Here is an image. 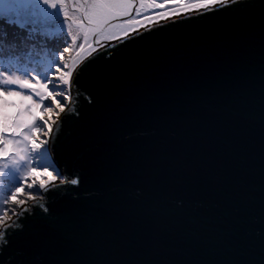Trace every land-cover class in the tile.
I'll list each match as a JSON object with an SVG mask.
<instances>
[{"label":"snow or ice","instance_id":"6c2138e0","mask_svg":"<svg viewBox=\"0 0 264 264\" xmlns=\"http://www.w3.org/2000/svg\"><path fill=\"white\" fill-rule=\"evenodd\" d=\"M38 3L40 8L30 9L37 13L36 27L14 47L33 40L35 48L36 36L64 31V26L71 40L54 62L49 61L44 75L22 69L18 57L0 63V264H32L34 251L63 245L85 251L144 248L159 253L178 242L196 249L211 245L217 256L230 254L216 264H264V0L258 18V73L246 47L257 23L249 15L253 0ZM140 9L165 10L141 18ZM167 9L189 19L209 11L235 13L249 30L242 27L227 39L191 45L165 61L122 50L137 36L151 40L140 29L151 34L149 25L167 20ZM46 46L40 45L42 50ZM71 54L78 59H68ZM101 56L98 78L83 87L80 75ZM86 57L91 59L83 63ZM114 99L155 101L164 114V128L174 130L175 143L162 140L156 154L139 157L97 145L115 122ZM74 120H85L76 143L93 145L91 158L79 169L109 175L152 172L173 185L161 199L199 182L211 196L207 213L198 224L184 227L175 213L161 216L153 210L157 200L151 193L138 202L110 196L71 213L54 208V196L78 188L83 179L79 169L73 173L57 162L61 134ZM257 191L261 227L259 239L252 240L238 226L245 203ZM97 209L106 214H97Z\"/></svg>","mask_w":264,"mask_h":264},{"label":"water","instance_id":"95a60500","mask_svg":"<svg viewBox=\"0 0 264 264\" xmlns=\"http://www.w3.org/2000/svg\"><path fill=\"white\" fill-rule=\"evenodd\" d=\"M253 2L255 6L249 15L257 23L250 30L252 38L246 47L250 48L251 59L258 73L260 52L258 18L261 9L260 0ZM149 26L151 34L146 28H141L140 31L145 37L151 35V40L141 41L137 36L135 42L127 41V49L121 46L122 50L142 52L147 59L165 61L178 56L191 45L211 44L227 39L242 27L245 31L249 30L237 14L225 15L223 12L213 14L211 11L203 17L196 14L192 19L187 15H169L167 20H160L155 22V26L151 24ZM119 58L118 52L116 59ZM90 59L86 57L83 63H87ZM102 61L101 56L80 75L83 87L87 88L96 81L97 69ZM111 111L115 116V122L105 138H98L95 141L97 145H106L109 150L121 156L139 157L156 154L160 150L162 140H166L168 144L175 143L174 130L164 128V114L156 106L155 101L114 99L111 103ZM84 126L85 120H74L61 134L57 162L60 167L67 166L73 173L80 165H86L93 153L92 144L76 143V138L82 134ZM79 170L83 176L81 185L78 188H70L63 194H56L52 201L54 208L66 209L71 213L75 210H87L93 204L104 201L110 196L122 195L129 202H138L151 193L157 200L153 209L156 213L164 216L165 213L173 212L182 226L192 227L199 223L200 216L206 214L210 206L211 196L199 182H194L187 189L174 192L167 199H161L162 194L169 191L173 185L152 172L109 175L87 168ZM252 182L256 183L255 177ZM96 211L100 215L106 214L103 209ZM259 218L257 191L245 203L241 223L238 226L249 239H259L258 232L261 227ZM211 249V245L207 249H196L179 242L165 246L159 253H152L144 248L127 252L85 251L72 245H63L54 250L34 251L32 264H216L217 261L230 258V254L227 253L224 256H217Z\"/></svg>","mask_w":264,"mask_h":264},{"label":"rangeland","instance_id":"374dc122","mask_svg":"<svg viewBox=\"0 0 264 264\" xmlns=\"http://www.w3.org/2000/svg\"><path fill=\"white\" fill-rule=\"evenodd\" d=\"M40 7L38 0H0V63H7L9 60L15 62L18 57L22 69L35 70L40 75H44L46 71L50 70L49 61L54 62L58 51L67 47L71 37L66 31V26H64V31L56 30L47 36H36L35 38L38 40L36 47L39 49H33L32 43L30 44L29 42L19 47H14L21 40L27 38L29 33L36 27L37 13L30 9ZM164 10L154 9L145 12L144 9H140L141 18ZM167 11L170 15L171 10L167 9ZM47 15L53 14L47 12ZM55 18L59 21L58 15ZM44 42H47V46L42 50L40 45ZM67 58L70 60L78 59L76 54H71Z\"/></svg>","mask_w":264,"mask_h":264},{"label":"trees","instance_id":"16d2710c","mask_svg":"<svg viewBox=\"0 0 264 264\" xmlns=\"http://www.w3.org/2000/svg\"><path fill=\"white\" fill-rule=\"evenodd\" d=\"M34 41H35V43L37 44V41H38V40H37L36 38H34ZM29 43H30V44H31V43L33 44V40H30ZM32 48H33V47H32ZM36 48H37V47H35V48H33V49H36ZM37 49H39V48H37Z\"/></svg>","mask_w":264,"mask_h":264},{"label":"flooded vegetation","instance_id":"af4514ba","mask_svg":"<svg viewBox=\"0 0 264 264\" xmlns=\"http://www.w3.org/2000/svg\"><path fill=\"white\" fill-rule=\"evenodd\" d=\"M171 15V14H170Z\"/></svg>","mask_w":264,"mask_h":264}]
</instances>
